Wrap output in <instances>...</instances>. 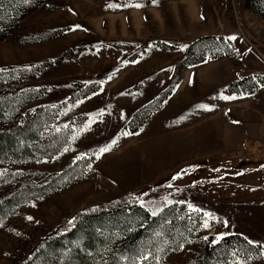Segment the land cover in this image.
I'll return each mask as SVG.
<instances>
[{
    "label": "rangeland",
    "instance_id": "obj_1",
    "mask_svg": "<svg viewBox=\"0 0 264 264\" xmlns=\"http://www.w3.org/2000/svg\"><path fill=\"white\" fill-rule=\"evenodd\" d=\"M34 2L0 38V133L17 143V154L0 153V196L69 170L0 218V264L23 259L76 211L123 196L156 224L169 214L187 224L183 240L146 264H195L199 246L233 234L252 249L237 240L219 249L229 264H264V13L255 0ZM204 34L221 35L224 53L186 63Z\"/></svg>",
    "mask_w": 264,
    "mask_h": 264
},
{
    "label": "trees",
    "instance_id": "obj_2",
    "mask_svg": "<svg viewBox=\"0 0 264 264\" xmlns=\"http://www.w3.org/2000/svg\"><path fill=\"white\" fill-rule=\"evenodd\" d=\"M34 1L0 0V38L12 24H15L21 18L22 14L27 11V7L30 8L35 3ZM253 4L256 9L264 13V0H255ZM216 38L219 42L213 41ZM192 43L194 44L193 48L187 49L188 55L184 58L188 64L201 62L206 55L209 57L222 55L224 48L227 47L222 36L214 34L200 35ZM195 43L198 44L197 48H194ZM169 47L173 46L170 45ZM189 54L195 59L193 62L187 60ZM240 83L241 80H236L230 84V87L237 88ZM35 114V111L23 113L19 120L13 123L11 129L14 134L27 131ZM16 144L15 140L11 139L8 134L0 133V153L9 150L11 154H17V151H15ZM22 151H25V148ZM68 170L66 168L58 173H49L37 182L32 180L22 181L13 190L5 192L0 196V218L12 213L14 207L27 198L47 194L52 189L57 188L61 177ZM168 210L170 209H165L166 212ZM169 215L170 217L163 218L168 219V221L165 223L161 221L156 224L157 216H153L142 208L135 199H129L125 196L107 203L86 207L76 211L68 221L58 225L47 236L39 239L27 256L13 264H55L56 262H59V264L126 263L123 259L135 264L142 258V254H145L143 256H147V258H142L137 264H146L149 259L152 260L155 257L158 259L163 255L164 247L167 245H163V243L170 241L171 244H177L186 235L187 224L183 217H178L175 214L173 216ZM101 221H107L110 223L109 225L112 222L114 224L109 228L100 229L97 233L95 228H99V225L94 224ZM148 230L156 233L154 235L148 234ZM120 235L122 241L118 247H115L114 239ZM156 235H159V237ZM174 236L175 238L172 239ZM233 240L240 241L246 247H250L248 249H252V246L244 241L241 236L227 235L213 244L199 246L197 259L194 261L195 264H229L218 253V250H228ZM136 243H142V254L141 252L133 254L132 245ZM56 249L62 251L58 253L57 259L54 260L52 254L55 253ZM123 252H129L130 255L121 258L120 255H123Z\"/></svg>",
    "mask_w": 264,
    "mask_h": 264
},
{
    "label": "snow or ice",
    "instance_id": "obj_3",
    "mask_svg": "<svg viewBox=\"0 0 264 264\" xmlns=\"http://www.w3.org/2000/svg\"><path fill=\"white\" fill-rule=\"evenodd\" d=\"M229 39H235V37H230ZM113 143H115V141H113ZM108 150H109L108 148H103L100 151H101V153H103V152H106Z\"/></svg>",
    "mask_w": 264,
    "mask_h": 264
}]
</instances>
